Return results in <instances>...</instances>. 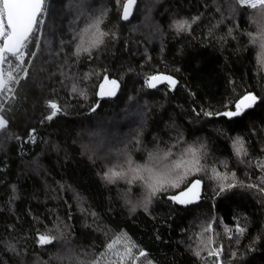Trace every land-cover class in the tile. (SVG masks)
Listing matches in <instances>:
<instances>
[{"label":"trees","instance_id":"obj_1","mask_svg":"<svg viewBox=\"0 0 264 264\" xmlns=\"http://www.w3.org/2000/svg\"><path fill=\"white\" fill-rule=\"evenodd\" d=\"M124 1L45 0L13 62L27 68L0 111V264H264V6L137 0L123 21ZM158 72L177 86L149 89ZM104 75L113 99L96 95ZM154 176L183 179L153 195ZM194 179L200 202L168 199Z\"/></svg>","mask_w":264,"mask_h":264},{"label":"snow or ice","instance_id":"obj_2","mask_svg":"<svg viewBox=\"0 0 264 264\" xmlns=\"http://www.w3.org/2000/svg\"><path fill=\"white\" fill-rule=\"evenodd\" d=\"M134 2V0H128V3L124 5L123 18L127 19L129 14V7ZM238 3L241 6H248L251 8H257V6H264V0H238ZM46 11L45 0H0V64L4 63L7 60L6 54H11L15 56L18 60L23 54L21 49L26 46V42L30 39L31 35L35 30V26L38 24L44 23L39 17ZM6 21V23H5ZM183 27V25H180ZM261 38L264 39V31L261 32ZM264 49V44L261 45ZM34 55V53H33ZM261 63H264V52L260 55ZM11 73L8 74V79H11ZM167 80L171 85H175V81L171 77L167 76H153L150 78L149 86L154 87L156 81ZM113 85H116L115 81L111 82ZM7 89V80L2 70H0V92ZM10 91V89H8ZM75 90V89H74ZM104 94L103 92L101 93ZM111 94V93H108ZM256 101L254 95L248 94L245 95L237 104L235 111L224 112L222 115L229 118L233 116L240 115L241 112L250 107ZM52 112L47 117L51 120L59 111V106L55 102H49L48 105ZM205 115H212L211 113H205ZM7 121L3 116H0V129L6 127ZM240 142L237 141V145ZM241 151V147H237V152ZM131 163V161H129ZM180 167V165H176ZM136 172L141 171L139 167L133 169ZM199 169H197L198 171ZM187 173H185L186 175ZM122 173L109 170L108 173H105V179L111 182L113 178L122 176ZM183 179V176H178L176 182L170 181L167 177L154 176L151 177L152 183L149 187L152 189V194L154 195L165 183H171L172 187L178 186V181ZM200 180H195L191 187L187 191L181 192L179 196H173L171 199L179 203H187L189 201L182 199V197H187L189 193H194V190L197 189L200 185ZM223 190V189H221ZM242 231V230H241ZM51 239L47 235H41L39 237V242L41 244H47L51 242ZM112 244L108 245V248L111 249ZM141 255H144L141 252Z\"/></svg>","mask_w":264,"mask_h":264},{"label":"water","instance_id":"obj_3","mask_svg":"<svg viewBox=\"0 0 264 264\" xmlns=\"http://www.w3.org/2000/svg\"><path fill=\"white\" fill-rule=\"evenodd\" d=\"M127 3H128V0H125L124 3H123V5H122V9H121V19H122L123 21H129V20L131 19V17L133 16V13H134V9H135V7H136L137 0H134V2H133V3L131 4V6L129 7V14H128L127 19H125V18H123L124 5L127 4ZM5 23H6V21H5ZM35 27H36V26H35ZM0 70H2V64H0ZM153 76H161V77H163V76H167V77H171L176 83H175V85L173 86V85H171L167 80H159V81L153 82V83H155V86H154V87H150V86H149V81H150V78L153 77ZM112 81H115V82H116V85H113V84L111 83ZM177 84H178V80H177L174 76H172V75H170V74H168V73H165V72H158V73H156V74L150 75V76L146 79V85H147V87H148L149 89H154V88L159 87V86H161V85H167V86H169V87H171V88H174V87L177 86ZM120 88H121V83L119 82L118 79H116V78H114V77H109L108 75H104V76L102 77V79L100 80V82L98 83V85H97L96 95H97V97H98L99 100H101V99H106V98H108V99H113V98H115V97L117 96V94H118ZM102 92L104 93L103 95L101 94ZM108 93H111V94H108ZM243 97H244V96H243ZM243 97H242V98H243ZM255 97H256V96H255ZM242 98H241V99H242ZM241 99H240V100H241ZM240 100H239V101H240ZM239 101H238V102H239ZM257 101H258V98L256 97V101H255L253 104H255ZM253 104H252V105H253ZM94 109H95V108H93L92 110H94ZM195 180H199V179H194V180H192V181H191L186 187H184L183 189L177 191L176 193H174V194H172V195H169V196H168V199L171 200L172 202H174V203L177 204V205H184V204L195 205V204H197L198 202H200L201 197H202V193H203V182H202L201 180H200L201 183H200L199 187H198L197 189L194 190V193H195V194H193V193H189V195H188L187 197H182V199L187 200V201H189V202H187V203H179V202H177V201L171 199V197H173V196H179L181 192H185V191H187L188 188L191 187L192 183H193Z\"/></svg>","mask_w":264,"mask_h":264},{"label":"built area","instance_id":"obj_4","mask_svg":"<svg viewBox=\"0 0 264 264\" xmlns=\"http://www.w3.org/2000/svg\"><path fill=\"white\" fill-rule=\"evenodd\" d=\"M39 19L43 20V17H39ZM41 24L37 25V30L39 33ZM25 50V47L21 49V52ZM18 61V59L15 56L12 55H7V60L3 63V73L5 75V79L7 80V89L4 91L0 92V111L4 107L7 101L10 100L11 97H13L16 86L18 84V81L20 78H23L26 76V68L27 66L25 65L24 68L22 69V72H20L19 75H16L13 70V62ZM24 65V64H23ZM11 73V79H8V74ZM10 89V91L8 90Z\"/></svg>","mask_w":264,"mask_h":264}]
</instances>
